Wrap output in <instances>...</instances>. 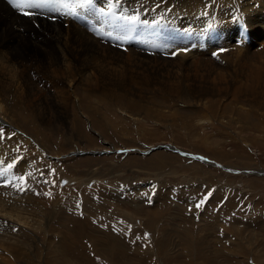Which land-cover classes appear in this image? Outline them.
I'll use <instances>...</instances> for the list:
<instances>
[{
  "label": "rangeland",
  "instance_id": "obj_1",
  "mask_svg": "<svg viewBox=\"0 0 264 264\" xmlns=\"http://www.w3.org/2000/svg\"><path fill=\"white\" fill-rule=\"evenodd\" d=\"M228 6L246 20L233 24ZM112 25L116 36L102 43L72 42L68 61L92 69L97 83L71 91L122 94L143 104L141 112L111 98L62 97L68 71L43 72L48 64L33 56L41 77L30 87L41 107L23 125L42 149L31 147L36 163L28 168L39 169L30 184L50 220L19 230L26 264H264V75L252 76L264 59V0H127L124 8L118 0ZM234 90L241 101L230 100ZM39 111L59 120L44 127ZM5 128L9 150L27 152L31 140Z\"/></svg>",
  "mask_w": 264,
  "mask_h": 264
},
{
  "label": "bare ground",
  "instance_id": "obj_2",
  "mask_svg": "<svg viewBox=\"0 0 264 264\" xmlns=\"http://www.w3.org/2000/svg\"><path fill=\"white\" fill-rule=\"evenodd\" d=\"M21 3L22 5L20 8L14 6L15 4ZM23 3H26V0L13 1L11 4L6 0H0L1 125L3 123L4 125H9L15 133L19 134L21 130L18 126L23 125V119L24 122H34L30 120L28 116L35 113V107H41L40 103L35 100L37 92L33 91L30 87L31 82L37 87V81L41 77L40 72L34 67L33 56L40 58L44 63L48 64L43 72H52L56 74L68 71V74L62 80L64 82L61 84L68 89L67 95L62 97L66 99L68 97L74 101L77 99L81 101H92L111 98L110 103L113 105L125 106L127 112H141L139 106L143 108V104L141 103L142 105H139L140 103L137 100L129 96V99H126L128 101L125 103V96L122 94H115L116 96L113 97L112 95L114 94L109 91L85 93L80 96H77L74 91H71L73 86L78 83H97V77L92 69L83 65L76 67L68 61L66 56L70 53L72 42L78 43V46L81 47L82 42L93 40L99 44L104 42L105 39L116 36V27L112 25V22L115 17V6L118 0H92L91 7L88 6L87 0H62L58 5L59 12H48L45 10L40 14H36L28 6H23ZM126 3L127 0H119V6L122 8L125 7ZM80 5L84 6L81 7ZM74 6H79L75 12L83 13V16H85L84 19L66 14L68 11H71V8ZM84 8H88L89 11H84ZM54 16L60 19L53 21L52 18ZM72 20H79L83 26L77 27V21L75 24ZM64 22H69V26L73 23L76 28H72L73 26L69 27L67 23L66 26H64ZM97 36H99V39L101 38L99 41H97ZM138 38L140 42L144 41V39L145 41L150 39L145 33L140 34ZM236 51L237 50L232 51V55ZM224 59L228 60V57L221 58L217 61L216 65H206V71L218 68L217 66H219V63ZM260 59L261 60L258 61L263 62V64L257 66L253 63V74L251 73L253 78H261L264 75V59ZM109 68L112 69V66L109 65ZM244 73L246 72L244 71ZM240 82H234L235 84L233 86H239ZM239 92L240 90L230 92V100H235L232 98ZM171 94L179 95L178 92H172ZM185 94L187 96L186 90ZM188 94H190V92ZM237 98L238 99L235 101L241 99L239 96H237ZM38 116L44 127L50 122L59 120L50 115L42 114L41 111L38 112ZM23 126L25 127L23 131L25 133L24 136L27 140H31L28 143V149H26L28 151L24 154L18 155L9 150L8 140L0 138V258L5 261L24 262V264H26L30 259V255L15 245V241L19 237V230H29L35 227L38 219H41L43 223H49L50 216L47 211V207L49 206L46 205L45 202L42 203V212L38 213L36 199L33 194L35 188L33 185L28 184L29 177L27 176L31 174V172L28 171V166H34L36 163L34 160L35 158L31 159L33 157V150L30 149L31 147H33L34 150L36 148L41 149V146L36 143L34 138L32 139L27 136L33 135V133L27 132L25 123ZM26 153L28 156H26ZM92 153L93 152L89 151V154ZM26 157V165L23 170H21L19 160L25 159ZM21 173L25 174V182H22ZM85 202L88 201L85 200ZM73 222L76 223L75 220H73ZM80 226L82 225L78 224L77 226L79 230L78 233L82 231V227L79 229ZM16 231L18 232L13 233ZM113 241L115 240L111 242Z\"/></svg>",
  "mask_w": 264,
  "mask_h": 264
},
{
  "label": "snow or ice",
  "instance_id": "obj_3",
  "mask_svg": "<svg viewBox=\"0 0 264 264\" xmlns=\"http://www.w3.org/2000/svg\"><path fill=\"white\" fill-rule=\"evenodd\" d=\"M10 3L13 2V0H9ZM62 2V0H26L27 6L31 8L36 14H40L41 12L47 10L48 12H59L58 5ZM88 6H92V0H87ZM17 8L21 7V4H15ZM83 7L84 5H80ZM65 14V13H61ZM67 15H71L73 17H78V14L75 11H68L66 13ZM52 18V17H50ZM129 21H135L137 19L136 15H132L130 17H127ZM2 131V130H0ZM199 206V205H197Z\"/></svg>",
  "mask_w": 264,
  "mask_h": 264
},
{
  "label": "water",
  "instance_id": "obj_4",
  "mask_svg": "<svg viewBox=\"0 0 264 264\" xmlns=\"http://www.w3.org/2000/svg\"><path fill=\"white\" fill-rule=\"evenodd\" d=\"M165 147H166V145H164ZM164 146H161L160 145V147L161 148H165ZM159 146H155L153 149H155V148H158ZM167 148V147H166ZM172 150H176V151H179L177 148H172ZM181 152V151H180ZM183 155H191L190 153H183V152H181Z\"/></svg>",
  "mask_w": 264,
  "mask_h": 264
}]
</instances>
